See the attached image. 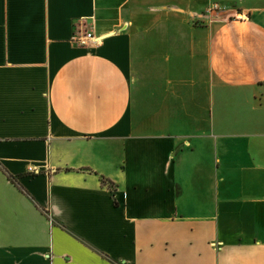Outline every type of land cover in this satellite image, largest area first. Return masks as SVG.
Wrapping results in <instances>:
<instances>
[{"label":"crops","instance_id":"1","mask_svg":"<svg viewBox=\"0 0 264 264\" xmlns=\"http://www.w3.org/2000/svg\"><path fill=\"white\" fill-rule=\"evenodd\" d=\"M0 264H264V0H0Z\"/></svg>","mask_w":264,"mask_h":264},{"label":"built area","instance_id":"2","mask_svg":"<svg viewBox=\"0 0 264 264\" xmlns=\"http://www.w3.org/2000/svg\"><path fill=\"white\" fill-rule=\"evenodd\" d=\"M219 9H222V6L218 2H213L208 7L209 11H218ZM75 39L77 40L79 44H82V45H88L90 43L97 42V37L90 30H84L82 32L77 33L75 35ZM29 169L30 171H34V168L32 166H30Z\"/></svg>","mask_w":264,"mask_h":264}]
</instances>
